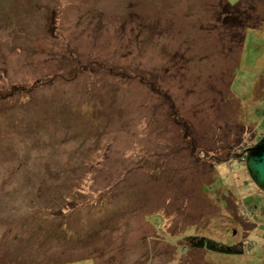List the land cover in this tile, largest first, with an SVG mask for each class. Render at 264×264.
I'll return each mask as SVG.
<instances>
[{"label":"rangeland","instance_id":"obj_1","mask_svg":"<svg viewBox=\"0 0 264 264\" xmlns=\"http://www.w3.org/2000/svg\"><path fill=\"white\" fill-rule=\"evenodd\" d=\"M220 1L0 0V264H264V0Z\"/></svg>","mask_w":264,"mask_h":264},{"label":"trees","instance_id":"obj_2","mask_svg":"<svg viewBox=\"0 0 264 264\" xmlns=\"http://www.w3.org/2000/svg\"><path fill=\"white\" fill-rule=\"evenodd\" d=\"M220 3H219V6L221 7L220 8V15H221L220 23H222L223 25L229 26L231 28V30L234 29V25L236 26L237 24H239V25L241 24L242 20H240V18H239L240 16H243L249 9H253L251 4L248 2V0H244L243 2L239 3L238 5H234V6L230 5L228 2H225L224 0H221ZM256 27H258V26H256ZM256 27H252V29L256 28ZM242 28L244 30L250 29L248 26L247 27L242 26ZM243 37H244V35L241 36V41H243ZM52 203H53V201H52ZM57 206H58V209H60L61 207L62 208L68 207L65 204H62L61 200H60V206H59V204ZM187 242L191 247H193L195 249H199V248H202L203 246L207 245L208 248L213 250V251H217V252L224 251V249L222 247H220L219 244L205 240L203 238L199 239L196 237H190L187 239ZM227 252L233 253V252H235V250L227 249Z\"/></svg>","mask_w":264,"mask_h":264},{"label":"water","instance_id":"obj_3","mask_svg":"<svg viewBox=\"0 0 264 264\" xmlns=\"http://www.w3.org/2000/svg\"><path fill=\"white\" fill-rule=\"evenodd\" d=\"M246 153L245 168L249 178L264 193V136L253 147L245 149L241 152Z\"/></svg>","mask_w":264,"mask_h":264}]
</instances>
